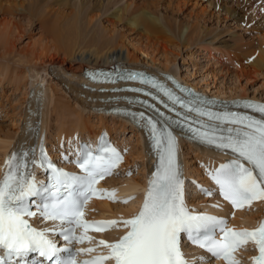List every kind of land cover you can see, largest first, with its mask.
Returning a JSON list of instances; mask_svg holds the SVG:
<instances>
[{
  "label": "snow or ice",
  "instance_id": "1",
  "mask_svg": "<svg viewBox=\"0 0 264 264\" xmlns=\"http://www.w3.org/2000/svg\"><path fill=\"white\" fill-rule=\"evenodd\" d=\"M120 78L138 81L140 85L163 93L168 101H162L164 107L180 117L173 123L185 124L193 139L231 150L235 154L236 159L221 164L211 173L225 200L237 208L264 200V116L258 119L247 113L213 111L208 101L195 95L192 90L181 88L187 93L182 96L157 78L142 72H129ZM169 79L174 80L172 77ZM127 90L145 92V87ZM146 94L158 98L155 92L148 91ZM125 99L155 109L161 117L165 115L147 100ZM243 104L264 114V103L244 101ZM118 111L133 118L146 130L158 156V167L149 181V189L139 213L122 220L84 219L85 206L93 195L107 194L115 199V190L96 187L98 180L111 175L123 159L114 147L102 143L98 154L85 147L77 160L82 174L57 167L41 148L39 164L51 173L50 183L37 181L34 171L29 168V164L33 168L37 165L34 152L31 160L27 152L14 153L6 162L8 171L0 180V264H29L32 254L40 258L34 259L32 264H78L76 255L91 253L95 249H74L72 243L91 241L93 237L87 235L90 229L101 231L120 226L128 230L119 240L112 243L99 241V244L110 249L107 255L94 256L79 264H106L109 260L115 264H189L181 248L182 235L205 248L212 257L227 260L228 264H240L234 256L235 250L254 242L259 250V255L253 257L255 264H264V222L251 231L236 230L228 228L223 218L195 213L184 198L183 172L178 162L179 142L169 126H160L157 119L144 111ZM201 190L206 195L213 194L211 189ZM34 197L41 201L37 205L41 218L58 221L61 225L59 229H37L26 219L37 215L32 211L31 199ZM123 202L127 203V200ZM77 228L84 229L83 233L77 235ZM217 232L223 234L222 239H217ZM52 233L62 236L68 246L58 245L51 238ZM64 253L66 255H62Z\"/></svg>",
  "mask_w": 264,
  "mask_h": 264
},
{
  "label": "bare ground",
  "instance_id": "2",
  "mask_svg": "<svg viewBox=\"0 0 264 264\" xmlns=\"http://www.w3.org/2000/svg\"><path fill=\"white\" fill-rule=\"evenodd\" d=\"M139 1L127 0L125 4L119 7L116 0H107L106 3L105 0H0V11L4 13L16 12L26 14L36 20L40 28L43 29L39 44L45 45L47 49L45 52L36 53L29 61V63L35 61L33 68L52 75L51 79L56 78L58 75L60 76L62 72L65 77L72 73V77L75 76L78 78V83L76 84L65 80L68 84L66 85L62 80V75L61 79L57 77L58 80H55V83L59 88H56L53 84L49 86V82L46 85L47 87H42L37 82L34 88L35 92L28 99L31 110L28 112L24 122H34L36 113L38 112L40 116L37 119H43L41 117L43 109L40 110V107L46 105L49 93L51 96L53 92L55 94L61 88L64 97L70 95V97L72 96L74 98L72 103L68 100L62 101L61 104L59 101L57 103L56 100L53 108L56 112L59 107L58 105H62L64 111H68L69 113L75 112L77 118L71 130L62 128L57 134L59 138L57 137L51 141L47 129L48 122L47 120H42L41 125L46 128H42L41 126L40 129L46 133V142L50 144V149L63 151L65 150L64 148H68L79 140H88L93 135L100 134L103 130L109 131L118 143L127 146L128 143L130 144V141L127 142V138H117V133H115L116 131H114L113 127H123L122 131H124L131 125L134 130L138 131L126 119L115 115L109 117V115L95 110L94 105L97 103L94 102V99L99 98L103 94L99 92L97 85H94L96 86V90L84 88L83 83L88 81L82 74L85 65L99 66L111 64L112 62H123L129 66L139 68L144 66L142 64H146L166 72L177 74L182 79L190 81L196 86L214 94H221L227 97H246L253 94V97L264 98V91L259 88H253L254 90L251 91L252 87L249 85L253 77L264 75V4L259 3L258 0ZM115 4L119 8H116L117 6L114 7ZM189 5H193V10L191 11L192 16L189 14L191 17H194L193 22L185 20L177 21V18L174 19L175 17L173 16L166 17L163 21L162 17L155 12L158 8L165 6V10L177 15L178 13L184 12L185 8ZM197 8H200V10H196ZM210 8L212 15L217 14L219 17V14L222 13L225 19L230 18L234 20V24H237V26H243V29L244 27L250 28V30H247L253 32V35L250 36L251 41L245 43L246 39L244 35H236L235 42L238 46L237 51L223 49V47H215L213 42L217 40L206 43V38L210 34V31L205 29L202 22H205L206 17H203V15ZM103 13L106 14L102 18ZM97 21L98 24H96ZM186 29L188 31L185 33ZM217 37L219 36L217 35ZM255 38L256 41L258 39L257 43L253 42ZM44 39H48L50 42L42 44ZM181 45L184 47L199 45V47L207 49L206 51L209 50L210 55L212 53L210 51L213 49L219 51V54H227L228 56L221 63L222 67L220 65V71L225 72V75H229L232 82L228 84L223 82L220 85H217L215 82L214 85L210 83L205 84L203 80L196 82L194 81L193 73L188 72L184 74L181 71L182 69L175 68L174 64L177 62V56H179L178 49ZM244 46L251 48L245 54L239 51ZM87 52L91 54L90 57L86 56ZM241 54L243 57H241ZM251 56H254V59L249 61ZM0 58H3V56H0ZM217 59L218 62L222 61L221 58ZM154 68L148 69L157 72ZM60 70L63 71L60 72ZM42 80L46 81V79ZM40 93L43 95L41 100L37 97V94ZM85 109H88L89 113L87 112L88 115L84 116L82 112ZM30 113H32L31 116ZM94 115L96 116V118L94 117L95 120L97 119L96 121L99 122V126H96V128H94L95 124L90 122ZM27 122L26 124L23 123L24 129L22 130L20 139L26 141L28 139L30 141L33 133H25ZM127 124L130 125L127 126ZM18 129L20 128H17L15 133L12 134L9 131L5 132L2 125H0V135L1 131H3V136L6 138V140H3L4 143L2 141L1 146L5 151V155L11 146L14 145L12 144V140L18 135ZM81 131H86L87 135H83ZM138 133L140 134L139 131ZM200 148L202 151H205V149L208 150L206 147L200 146ZM144 151H146L148 159H151V152L147 148ZM133 152L136 151L131 150L130 144V151L126 156L124 171H127L131 165H135V168H137L136 162L130 163ZM213 160L208 159L205 161ZM194 166L193 160H189V163H186L188 175L194 176L198 174L196 178L204 179V173L205 170H208V166L204 167V165H200L198 168L196 167V169L192 170ZM120 175L122 176L113 177L106 182L108 188L115 190L114 195L122 200L129 197L133 191L141 187L143 188L145 185L146 178L144 176L127 177L125 181L124 179L122 181L121 178L124 176L123 174ZM192 200L197 203L202 202V200ZM135 201H137L136 197L132 198L129 202L127 201V203L121 201L120 204H113L109 201H99L96 205L101 208L104 215H108L115 220H122L128 218L129 215H134V212H136L134 208ZM214 202L212 201V205H214ZM207 204L210 205L209 202ZM222 207L224 208L223 205ZM258 212L259 209L240 213L235 217V220L240 221L241 219H246L248 223H255L254 220ZM121 227H113L109 233L95 234L93 236L100 238ZM188 251L191 257L195 259L197 256L196 252L194 250Z\"/></svg>",
  "mask_w": 264,
  "mask_h": 264
},
{
  "label": "rangeland",
  "instance_id": "3",
  "mask_svg": "<svg viewBox=\"0 0 264 264\" xmlns=\"http://www.w3.org/2000/svg\"><path fill=\"white\" fill-rule=\"evenodd\" d=\"M106 1L107 0H105V3ZM116 1L118 2L117 5L121 7L123 4L126 3L127 0H116ZM117 5L115 4L114 7ZM246 5L248 6V4ZM118 6L116 8H119ZM158 9L155 10V12L159 14L160 17H162L163 21L165 20L166 17L169 16L175 17L174 19L177 18L176 19L177 21L179 20H185L190 22L194 21V17H191L192 16L191 11L193 10V5L187 6L184 11L185 13L182 12L180 14L178 13L177 15L172 14L168 10H165V6L160 7ZM196 10H200V8H197ZM103 14L104 15L102 16V18L105 16L106 13ZM203 17H206V20L205 22L203 21L202 24L205 27V29L210 31V34L206 38V43L212 40H217L216 42H213L214 43L213 45L215 47H220V48L223 47V49L237 51L238 46L237 43L235 42L236 35L238 34L244 35L246 39L245 43L251 41L250 36L253 35V32L249 31L250 28L244 27L243 29L242 28L243 26H237V24H234L235 23L234 20H231L230 18L225 19V16L222 15V13L219 14V17L217 14L212 15L210 8V10L205 15H203ZM37 23L38 22L36 20L32 19L30 16L26 14L16 13V12L4 13L0 11V56H3V58H0V106L2 107V108L0 107V125H2L5 132L9 131L12 134L15 133V130L17 128H20L18 129L19 130V132L17 133L18 135L15 136L16 138L12 140V144L14 143V140H16L18 137H21L22 130L24 129L23 125L26 124L27 121L23 122L24 124L22 125L21 123L22 120L25 121L28 112L31 110L30 109L28 111V107L30 108L28 99L33 95L31 94V92H35L34 88L37 82L41 84L42 87H47L46 85H48L49 82V86L53 84L56 88H59V86H57V84L55 83V80H58L57 77L61 79L62 78L61 75H62L63 76L62 80L65 83L66 81L71 82L72 84L78 83V78L75 76L72 77L73 75L72 73L68 74L70 78L68 76H66L67 77L66 78L63 75L62 72L63 70H60V72H62L60 73V76L56 75L57 76L56 78L51 79L52 75H48L43 71L33 68L35 61H33V63L32 62L29 63V61L33 58V56L36 53L45 52L47 49L45 45L39 44V39L42 38L41 32L43 31V29L40 28L39 24ZM96 24H98V21L96 22ZM187 29L186 31L184 30L185 33L188 31ZM185 33H184V37H185ZM217 35L219 37H217ZM46 42H50V41H48V39H44V42L42 44ZM253 42L257 43L258 39L256 41L255 38ZM250 49L251 48L249 46H244L240 48L239 51L245 54ZM206 50L207 49L199 47V45H194L191 47H184L181 45V47H179L178 49L179 56H177V62L174 64V67L175 68L177 67L180 70L182 69L181 71L184 74L188 72H190L191 74L193 73L192 75L193 78L195 79L194 81L196 82L203 80L205 84L210 83L212 85H214V82L217 85H220L223 82L227 84L231 83L232 82L231 77L229 75H225V72L223 73L222 71H220L221 69L220 65L222 62H224L225 57H227L228 55L225 53L224 55L223 53L219 54V51H217L216 49L210 51L212 52L210 55L208 52L209 50L208 51ZM86 56L90 57L91 54L87 52ZM241 57H243L242 54ZM217 58L219 59L221 58L222 61H219L220 62L219 63ZM255 77L252 78L249 84L252 87L251 91L254 90L253 88H259L260 90L264 91V75L255 76ZM42 79H46V81ZM33 83L35 84L33 85ZM66 85L68 84L66 83ZM48 95L49 96L47 98L46 105L40 107V110L43 109V112L41 113V117L43 119L40 120H41V124H42V120L43 121L47 120L48 122L47 129L49 131V138L51 141H53L55 138L58 137L57 134L59 131H61L62 128L69 130L72 129V127L75 125L74 123L77 118V115L75 114V112L69 113L68 111H64V107L58 104H57L59 106L58 109L56 110V112L54 111L53 108L56 100L57 103L59 102L61 103L62 101H68V100H70L72 103V101H74L73 100L74 98H72V96L70 97V95L68 94H67L68 97H64L63 93L61 92V88L55 94L53 92V95L50 96V93ZM87 112L89 113L88 109H85L82 113L85 116L88 115ZM31 115L32 113H30V116ZM94 117L96 118V116L94 115L93 118H91L90 122H92V124H95L94 128H96V126L97 127L99 126V122L96 121L97 119L95 120ZM41 126L42 128H46L43 125ZM127 126L129 125L127 124ZM113 129L114 131H116L115 133H117L116 134L117 138H119L120 134L123 133L121 135V138L122 139L127 138L130 141L131 150L136 151L133 152L130 163L136 162L137 168L133 172L134 175L129 178H132L134 176L135 177L142 176V172L145 171L144 169L146 168L145 159L147 158L146 156L147 154L146 152L144 153V146L142 145L143 141L140 134L138 133V131L134 130L132 126L127 127L124 131H122L123 127L120 126L119 127L115 126V128L113 127ZM82 133L83 135L84 134L87 135L86 131ZM3 140H6V138H4L3 131H1L0 158L4 151L3 147H1ZM128 140L126 141L128 142ZM195 148L196 147H192L191 145L185 146L184 154L185 157L188 159L186 163H189V160H193L194 162L198 154L199 156L200 155L206 156L211 154L209 152L202 151V149L199 146L197 147L198 150L196 151H194ZM143 160H144V164H143ZM194 169H196V166H194L192 170ZM143 176L144 178H146L145 174H143ZM121 179L122 181L123 179L125 181L127 178L123 177ZM139 192L140 190L137 189L136 191H133L131 196L136 195Z\"/></svg>",
  "mask_w": 264,
  "mask_h": 264
}]
</instances>
